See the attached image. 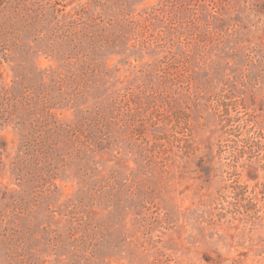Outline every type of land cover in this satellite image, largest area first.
Returning <instances> with one entry per match:
<instances>
[{
    "label": "rangeland",
    "instance_id": "374dc122",
    "mask_svg": "<svg viewBox=\"0 0 264 264\" xmlns=\"http://www.w3.org/2000/svg\"><path fill=\"white\" fill-rule=\"evenodd\" d=\"M0 264H264V0H0Z\"/></svg>",
    "mask_w": 264,
    "mask_h": 264
}]
</instances>
